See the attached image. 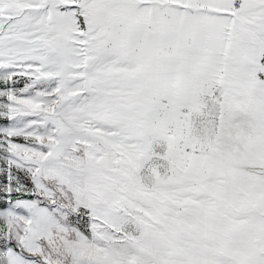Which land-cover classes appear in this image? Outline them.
Wrapping results in <instances>:
<instances>
[{"label":"snow or ice","instance_id":"1","mask_svg":"<svg viewBox=\"0 0 264 264\" xmlns=\"http://www.w3.org/2000/svg\"><path fill=\"white\" fill-rule=\"evenodd\" d=\"M0 264H264V0H0Z\"/></svg>","mask_w":264,"mask_h":264}]
</instances>
